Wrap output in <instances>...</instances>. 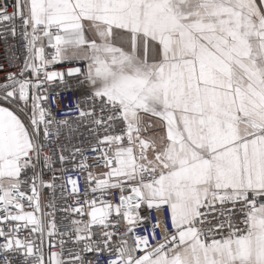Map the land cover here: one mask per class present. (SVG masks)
Segmentation results:
<instances>
[{"label": "snow or ice", "instance_id": "1", "mask_svg": "<svg viewBox=\"0 0 264 264\" xmlns=\"http://www.w3.org/2000/svg\"><path fill=\"white\" fill-rule=\"evenodd\" d=\"M0 44V264H264V0H4Z\"/></svg>", "mask_w": 264, "mask_h": 264}, {"label": "built area", "instance_id": "2", "mask_svg": "<svg viewBox=\"0 0 264 264\" xmlns=\"http://www.w3.org/2000/svg\"><path fill=\"white\" fill-rule=\"evenodd\" d=\"M3 2H4V0H0V3H3ZM12 3H13V0H7V4H8L9 6H11ZM4 56H5L4 47H3L2 44H0V64H7V62H6L5 59H4ZM57 67H58V69H60V70H64V69L60 68V66H57ZM2 79H3V77L0 76V80H2ZM68 100H69V101H72V100H73V97H72V96H69V97H68ZM61 106H62V107H66L67 105H66V104H62ZM72 175L75 176L76 174H75V173H72ZM80 180H81V190H83V177H80ZM45 194H47V193H45Z\"/></svg>", "mask_w": 264, "mask_h": 264}]
</instances>
